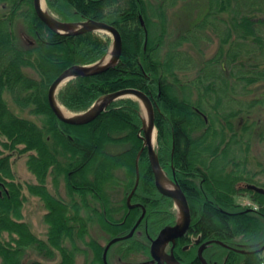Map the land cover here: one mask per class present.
<instances>
[{
  "label": "trees",
  "instance_id": "1",
  "mask_svg": "<svg viewBox=\"0 0 264 264\" xmlns=\"http://www.w3.org/2000/svg\"><path fill=\"white\" fill-rule=\"evenodd\" d=\"M46 2L65 21L112 23L123 40L115 66L70 79L58 91L59 100L78 112L108 92L125 87L145 91L154 102L160 162L189 201L190 230L224 240L228 264H262L264 193L248 186L264 187V161L256 162L259 169L251 166L252 143L264 141V118L252 117L256 108L264 107V0H203L195 20L175 30L167 7L176 0ZM213 36L219 38L218 48L204 58L203 42ZM111 43L101 31L64 34L51 29L36 13L33 0H0V135L8 150L0 149L4 264H23L29 247L48 259L59 255L56 264H78L80 254L85 256L81 264H104V247L92 229L101 228L107 238L126 233L140 212L133 207L117 219L111 208L129 206L113 198L123 193L126 201L129 191L134 197L159 193L147 148H142L138 100L117 99L83 124L59 119L48 101L49 86L64 69L101 59ZM7 95L40 122L12 109ZM14 151L29 154L27 165L36 183L15 180ZM50 175L55 181L65 179L66 199L50 192ZM25 191L40 196L47 207L44 239L22 220ZM242 197L257 201L259 209L242 205ZM145 202L149 209L173 205L165 195ZM4 232L9 240L2 237ZM135 240L132 236L119 245L131 248L139 245Z\"/></svg>",
  "mask_w": 264,
  "mask_h": 264
},
{
  "label": "water",
  "instance_id": "2",
  "mask_svg": "<svg viewBox=\"0 0 264 264\" xmlns=\"http://www.w3.org/2000/svg\"><path fill=\"white\" fill-rule=\"evenodd\" d=\"M43 5V0H33L34 9L38 16L53 30L64 33V34H79L87 31H105L109 32L112 36V43L108 52L99 60L89 64H74L64 69L50 84L48 89V101L50 107L59 119L72 123V124H83L95 119L101 112L106 110L110 104L120 98L131 97L140 102L141 107L144 109L142 114L143 118V147H147L149 160L151 167L155 174L156 185L158 189L171 196L178 207L179 221L174 226L163 228L157 238L152 244V254L160 259L156 254V248L159 244L166 242L167 240L174 239L185 232L191 222V209L188 198L179 185L178 182L170 180L174 183V187L166 186L162 183V178L165 174V170L161 165L157 147L153 144V134L156 132L157 127L155 125V109L154 102L151 97L142 89L136 87H125L112 92L105 93L95 100V102L86 110L83 111H72L68 109L58 98L57 93L60 88L70 79L79 76H89L104 72L105 70L115 66L120 58L123 51V40L119 29L112 23L103 20H96L93 18L82 19L77 21H65L60 19L53 11H51L47 2ZM64 106L69 110V113H65L61 106ZM1 183V182H0ZM258 192L264 193V187L250 184L248 186ZM116 240L112 239L104 250V259L106 260V254L110 244ZM169 260L171 256H166ZM177 264H182L177 261Z\"/></svg>",
  "mask_w": 264,
  "mask_h": 264
},
{
  "label": "flooded vegetation",
  "instance_id": "3",
  "mask_svg": "<svg viewBox=\"0 0 264 264\" xmlns=\"http://www.w3.org/2000/svg\"><path fill=\"white\" fill-rule=\"evenodd\" d=\"M163 168L165 174L171 180L176 181L174 174H171L164 166ZM156 188L158 189L157 185ZM158 191L161 194L153 192V195L150 196L144 193L138 197H134V194L132 196V192L129 191L131 193H127L126 201H123V193L120 194L119 198H113V200H121V204L125 203L129 206L119 210L111 208V214L117 219L123 217V214L129 212V209H134L133 207H138L137 210L140 212L136 221L126 233L107 238L105 231L102 232L101 228L98 227L100 234L105 238V242H101L98 237H96L98 242L104 247L103 254L109 242L116 238L108 247L106 260L102 254L104 264H177V261L182 264H228V254H225L224 240L203 237L200 233L196 234L190 230L193 221L192 211L191 222L187 230L174 239L162 243L164 244L162 251L158 250L159 246L162 244L157 246L156 254L160 259L152 254L153 241L157 238L160 231L165 227L176 225L179 221V211L175 200L171 196L162 193L159 189ZM161 195L173 199V205L169 209H164L166 204L161 203V207L149 209V203H146L145 200L157 199L160 198ZM166 211L168 212L166 217H164L163 214ZM172 213H174L175 216H173ZM132 236L136 238L135 241L139 243V245L133 246L131 244V248L129 244L127 246L119 245V241ZM166 256H171V259L168 260Z\"/></svg>",
  "mask_w": 264,
  "mask_h": 264
},
{
  "label": "rangeland",
  "instance_id": "4",
  "mask_svg": "<svg viewBox=\"0 0 264 264\" xmlns=\"http://www.w3.org/2000/svg\"><path fill=\"white\" fill-rule=\"evenodd\" d=\"M152 1L153 3L155 2V4H157L158 0H152ZM201 2H203V0H176L174 4L171 5L168 4L167 11L171 18V28H173L174 30L176 28L180 29L185 24L187 25L188 22L195 20V17L199 12L198 11L199 8L201 6L202 7L205 6L204 3H202L201 5ZM167 3L170 2L167 1ZM101 32L107 35L108 37H110L112 40V36L109 32H105V31H101ZM25 38L28 40L27 36H25ZM218 42H219V38L217 36H213V40L211 42H203L202 47L204 51L203 52L204 58H209L215 53V51L218 48V44H219ZM190 51L191 53L195 54L194 49L191 48ZM194 74L195 72L191 73L192 76ZM7 99L9 101L11 108L14 109L17 113L40 122L41 119L38 115L31 113L28 109L21 110L13 103L9 95H7ZM141 111L143 114L144 113L143 107H141ZM255 116L256 118L258 117L264 118V107H259L258 109L256 108L252 112V117ZM243 121L240 120V124ZM240 124L238 123V125ZM3 140H5V137L0 135V149H2L6 153L8 152V150H6L1 144ZM252 144H253L252 153L254 155V158L252 157L251 159V166L256 169L257 168L259 169L260 166H258L256 162L259 159L264 161V141L262 142L259 139H255ZM155 146L157 147V136H156ZM28 155H29L28 153H20L18 151H14L11 158L12 170L15 176V180L22 182L24 184L37 182L35 173H33L27 165ZM263 178H264V173L261 174V179ZM47 187L49 188L50 192L55 194L56 196H60L65 199L68 197L67 185L63 177L59 178L58 181H55L53 175H50L47 180ZM25 195H26V200L24 201L22 208V215H23L22 220L26 221L30 225L31 230L38 237L44 239L47 237V230L49 227L45 219V213L47 212V207L45 206V203L43 202L40 196L30 193L29 191H25ZM98 229L99 228L95 226V228H93L91 231V235L98 237V239L101 242H105L104 236L100 234V231ZM2 237L5 240L10 239V236L7 232H4ZM84 257L85 256L81 254L78 256V264L82 263ZM59 259H60L59 255H57L54 259H48L34 247H29L22 256L23 264H30L32 261H41L43 264H56ZM0 264H4L1 256H0Z\"/></svg>",
  "mask_w": 264,
  "mask_h": 264
},
{
  "label": "bare ground",
  "instance_id": "5",
  "mask_svg": "<svg viewBox=\"0 0 264 264\" xmlns=\"http://www.w3.org/2000/svg\"><path fill=\"white\" fill-rule=\"evenodd\" d=\"M43 5H45V1L43 0ZM46 6V5H45ZM95 102V101H94ZM63 111H65V113H69V110L67 108H65L63 105L61 106ZM89 108V107H88ZM153 144L155 145L156 144V132L154 131V134H153ZM162 183L166 186H169V187H174V183L169 179V177L164 174L163 178H162ZM163 245H160L158 250L159 251H162L163 250Z\"/></svg>",
  "mask_w": 264,
  "mask_h": 264
},
{
  "label": "built area",
  "instance_id": "6",
  "mask_svg": "<svg viewBox=\"0 0 264 264\" xmlns=\"http://www.w3.org/2000/svg\"><path fill=\"white\" fill-rule=\"evenodd\" d=\"M240 202H241L242 205H244L246 207H249V208H252L254 210H258L259 209L258 202L254 201L253 199H251L249 197L241 198ZM262 264H264V259L262 261Z\"/></svg>",
  "mask_w": 264,
  "mask_h": 264
}]
</instances>
